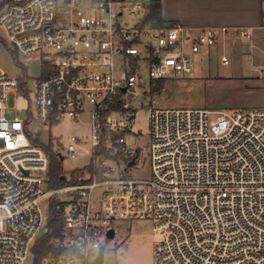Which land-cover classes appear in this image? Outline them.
Returning a JSON list of instances; mask_svg holds the SVG:
<instances>
[{
  "label": "built area",
  "instance_id": "obj_1",
  "mask_svg": "<svg viewBox=\"0 0 264 264\" xmlns=\"http://www.w3.org/2000/svg\"><path fill=\"white\" fill-rule=\"evenodd\" d=\"M149 4L0 0V40L43 65L33 85L0 66V264H26L48 230L53 200L62 226L47 264H105L122 219L152 221L160 238L151 264H264V105L152 108L151 178L126 176L140 154L124 135L131 134L143 73L151 83L191 74L195 55L252 38L244 28L157 25ZM261 29L264 43V20ZM222 62H229L225 55ZM258 71L264 78V64ZM18 96L28 102L23 119L8 114ZM35 119L41 125L31 130ZM65 119L88 124L91 158L52 186L37 135ZM84 142L72 135L68 156Z\"/></svg>",
  "mask_w": 264,
  "mask_h": 264
},
{
  "label": "rangeland",
  "instance_id": "obj_2",
  "mask_svg": "<svg viewBox=\"0 0 264 264\" xmlns=\"http://www.w3.org/2000/svg\"><path fill=\"white\" fill-rule=\"evenodd\" d=\"M134 20H132L133 22ZM130 22V24L132 23ZM246 39L239 37L227 41L224 45L205 50L193 57L194 69L191 74L165 79L163 88L151 92V82L147 73L144 83L137 87L138 94L133 104V126L131 134H125L128 149L139 151L136 166L129 168V178L150 179L152 175L149 156L150 111L152 108H207L235 109L264 105V78L259 77L258 66L264 64V54L259 58L253 53ZM225 55L229 62L223 63ZM0 66L15 79L27 77L29 84L42 73L41 58L15 51L9 42L0 40ZM28 102L18 96L15 106L8 110L12 117L23 119L27 115ZM41 121L35 119L30 129L40 126ZM72 135H78L85 141L78 145L79 153L75 157L68 156V144ZM38 139L53 149L60 151L65 157L62 162L63 172L69 177L90 163L91 154L86 150L90 143V130L85 121L65 119L52 127H42ZM46 216L49 212L48 199L41 202ZM117 228L114 240H109L105 253V264H151L154 260V247L160 234L153 230L150 220L122 219L115 223ZM31 251L26 264H34ZM43 260L42 264H47Z\"/></svg>",
  "mask_w": 264,
  "mask_h": 264
},
{
  "label": "crops",
  "instance_id": "obj_3",
  "mask_svg": "<svg viewBox=\"0 0 264 264\" xmlns=\"http://www.w3.org/2000/svg\"><path fill=\"white\" fill-rule=\"evenodd\" d=\"M161 14L166 24L187 28L229 27L244 28L252 33L246 39L250 53L259 58L264 54L262 41L264 0H160ZM235 38H230L231 41Z\"/></svg>",
  "mask_w": 264,
  "mask_h": 264
},
{
  "label": "trees",
  "instance_id": "obj_4",
  "mask_svg": "<svg viewBox=\"0 0 264 264\" xmlns=\"http://www.w3.org/2000/svg\"><path fill=\"white\" fill-rule=\"evenodd\" d=\"M149 8V19L157 25H163L165 22L161 14L160 0H150ZM164 82L165 80L162 79L152 82L150 91L154 93L161 90ZM46 150L49 157V176L51 184L52 186H61L66 183V181L62 179L64 174L62 162L55 153L52 142L46 146ZM55 206L56 202L53 200L47 224L48 230L39 238L35 246L32 248L35 260L34 264H42L45 256L55 250L51 241L59 235L62 226L59 212L55 210Z\"/></svg>",
  "mask_w": 264,
  "mask_h": 264
},
{
  "label": "water",
  "instance_id": "obj_5",
  "mask_svg": "<svg viewBox=\"0 0 264 264\" xmlns=\"http://www.w3.org/2000/svg\"><path fill=\"white\" fill-rule=\"evenodd\" d=\"M37 131H38V130H37ZM132 163H133V161H131V162L129 163V165H131ZM62 179H64V176H62ZM114 234H115L114 229L109 230L108 235H109L110 238L114 237ZM102 252H103V248L101 249V253H100V257H99V261H102V260H103V254H102Z\"/></svg>",
  "mask_w": 264,
  "mask_h": 264
}]
</instances>
